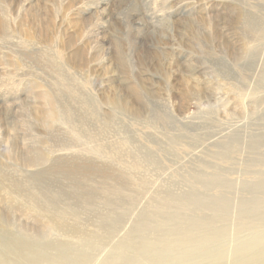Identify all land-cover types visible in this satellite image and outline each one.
Masks as SVG:
<instances>
[{"label":"rangeland","instance_id":"rangeland-1","mask_svg":"<svg viewBox=\"0 0 264 264\" xmlns=\"http://www.w3.org/2000/svg\"><path fill=\"white\" fill-rule=\"evenodd\" d=\"M0 21V252L230 264L264 236V0H0Z\"/></svg>","mask_w":264,"mask_h":264},{"label":"bare ground","instance_id":"bare-ground-1","mask_svg":"<svg viewBox=\"0 0 264 264\" xmlns=\"http://www.w3.org/2000/svg\"><path fill=\"white\" fill-rule=\"evenodd\" d=\"M69 1V0H68ZM65 2V1H64ZM37 3V2H36ZM68 3V2H67ZM71 4V3H70ZM108 4L107 1H102L97 6H104ZM150 4V3H149ZM68 5V4H67ZM148 5V4H147ZM95 6L94 8H97ZM41 7V6H40ZM57 7V6H56ZM107 7V6H106ZM33 8V7H32ZM42 8V7H41ZM28 9V8H27ZM40 9V8H39ZM115 9V8H114ZM24 10V9H23ZM31 10V9H30ZM57 11V10H56ZM99 11V10H98ZM101 11V10H100ZM99 11V12H100ZM31 12V11H30ZM29 12V13H30ZM91 13V12H90ZM96 13V12H95ZM105 13V12H104ZM140 12L136 10V13H134L130 17V21L135 24V20L140 18ZM11 14V13H10ZM106 14V13H105ZM31 15V14H30ZM43 15V14H42ZM11 16V15H10ZM5 17V15H4ZM39 20L44 19L45 17L35 15ZM92 17V16H91ZM109 17V16H108ZM107 17V19H108ZM82 18V17H81ZM143 18V17H142ZM86 19V18H85ZM105 19V18H104ZM28 20V18L26 19ZM34 20V19H33ZM36 20V19H35ZM18 21V20H17ZM29 21V20H28ZM72 21V20H71ZM90 21V19H89ZM109 21V20H108ZM1 22V21H0ZM4 22V21H3ZM22 22V21H21ZM20 22V23H21ZM84 22V21H83ZM87 22V21H86ZM142 22V21H141ZM40 23V22H39ZM7 24V23H6ZM20 25V24H19ZM29 25V24H28ZM112 25V24H111ZM131 25V24H130ZM2 26V25H1ZM23 26V25H22ZM48 26V25H47ZM57 26V25H56ZM138 26V25H137ZM174 26V24H173ZM21 27V25H20ZM40 27V26H39ZM105 27V26H104ZM32 28V27H31ZM45 28V27H43ZM82 28V27H81ZM148 28V27H147ZM138 30V29H137ZM31 31V30H30ZM45 32V31H44ZM79 32V31H78ZM174 32V31H173ZM130 33V32H129ZM140 33V32H139ZM30 34V33H29ZM91 34V33H89ZM43 35V34H42ZM142 35V34H141ZM31 36V35H30ZM104 36V35H103ZM120 36V35H119ZM133 36V35H132ZM37 37V36H36ZM90 37V36H89ZM52 38V36H51ZM140 39V38H139ZM87 40V39H86ZM103 41V40H102ZM50 42V41H49ZM104 49V48H103ZM60 50V49H58ZM106 51V50H105ZM101 53V52H100ZM64 54V53H63ZM68 54V53H67ZM70 54V53H69ZM77 54V52H76ZM85 54V53H84ZM72 55V54H71ZM101 55V54H100ZM78 56V54H77ZM93 56V55H92ZM103 56V55H102ZM74 57V56H73ZM76 57V55H75ZM77 58V57H76ZM80 62L77 63V65H81V59L80 56H78ZM103 58V57H102ZM95 59V58H94ZM71 60V59H70ZM69 60V61H70ZM92 60V59H91ZM99 61V60H98ZM91 62V61H90ZM81 63V64H80ZM70 64V63H69ZM75 65V64H74ZM110 87V86H109ZM118 87V86H117ZM107 89V88H106ZM35 114V113H34ZM41 132V131H40ZM192 240V239H191ZM205 240V239H204ZM185 242V241H184ZM193 242V241H192ZM24 246V245H20ZM5 248V247H4ZM8 248V247H6ZM9 250V251H8ZM121 250V249H120ZM0 252V264H15L13 260L22 261L27 260L28 262H31L32 264H88L92 250L88 253H86L84 256H75L71 253L70 249L66 245H61L58 253L56 255L49 254L44 255L40 252H37L32 249H28L27 247H20L19 249H7L6 251L1 250ZM139 251V250H137ZM123 253V252H122ZM143 253V251H142ZM125 256L121 257L120 255L114 256L111 259H109L108 264H134V261H136V254L133 252L130 253H124ZM144 254V253H143ZM142 254V255H143ZM164 255L157 256L153 253L150 254V257H152V261L155 262V264H162L164 260L170 261V264H198L196 262H193L192 259L189 257V253H186L184 255H180L175 258H169L170 255H167L164 253ZM80 255V254H79ZM233 260L230 264H264V236H258L253 238L250 241L241 243L236 249L232 252ZM11 258V259H10ZM9 259L12 261H9ZM175 259V263L174 260ZM226 255L222 252H216L214 255L208 254L207 258H205L203 264H226ZM20 264V263H19Z\"/></svg>","mask_w":264,"mask_h":264}]
</instances>
